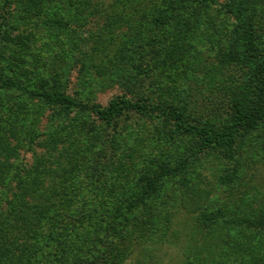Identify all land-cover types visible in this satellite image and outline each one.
I'll list each match as a JSON object with an SVG mask.
<instances>
[{"label":"rangeland","instance_id":"obj_1","mask_svg":"<svg viewBox=\"0 0 264 264\" xmlns=\"http://www.w3.org/2000/svg\"><path fill=\"white\" fill-rule=\"evenodd\" d=\"M14 1L0 0V12L19 14L21 6ZM101 1L106 4L114 2H94L99 4ZM249 2L251 12L264 27V0ZM49 9L50 6L46 11ZM232 10H236L235 0H214L207 21L201 16L195 20L196 23L190 24L188 19L187 25L182 23L177 27L170 26V70L165 71L163 77L158 71L153 76V79L162 78V88L160 86L157 89L159 93H170V99L175 102L182 101L189 94V106L206 117L223 111V95L221 90L214 88L212 82L220 51L217 45L218 32L222 28L231 31L236 21ZM112 15L109 12L93 15L81 27L72 22L66 28L59 25L46 26L44 19L35 14L28 20L15 21L8 25L9 34L16 38L29 37L31 48L25 62L15 63L22 64L21 66L17 69L10 66L17 71L20 69L18 73L23 74L22 80L25 84L38 86V78L42 74L47 77L49 84L62 86L76 99L104 107L116 94L126 90L125 79L116 80L112 67H106L107 57L104 60H101L102 56L87 57L84 55L85 51L94 44V39L98 43L118 40L115 47H124L126 52L140 48L142 43L139 29L138 33L129 34L130 27L125 23H115ZM36 24L38 27H35ZM122 36L127 40L126 43H123ZM15 48L20 49L13 44L5 56L13 53ZM142 51L146 53L145 50ZM136 54L140 64L139 54ZM109 55L112 56V53ZM134 59L126 57L123 60L127 62V72H136L137 77H140L138 69L132 65ZM111 60L109 58L110 62ZM15 93L14 98L28 105L29 113L33 114L32 117L40 129H44L47 121L50 122L53 117L63 124H75L72 134L63 139L62 148L58 147L55 151L60 159L57 165L61 166L56 181L64 180L63 185L67 186L72 197L70 210L58 217L60 225L69 224L74 231L79 228L88 232L85 230L88 225L84 226L79 218L83 216L87 224L86 220H90L93 214L99 217L98 220L102 215L107 217L105 210H115L123 199L130 198L128 200L136 202L135 199L142 196L141 192L151 186H148V182L153 185L160 172L166 175L170 170L169 177L166 175L155 186L157 190L150 197H145V204L138 201L133 210L128 209L132 212L129 215L130 222L127 227L124 226L125 230L122 229V232L134 227L135 222L137 225L144 223L131 235L129 244L122 247L121 251L130 249L129 257L123 264H183L188 256L194 259L199 252L212 255L218 248L223 247L224 241L211 246L206 243V239L210 242L209 238L204 239L207 229L204 227L200 231L199 225H195L208 216L216 225L222 224L226 219L231 225L238 220L236 214L241 218L252 217L257 223L262 221L264 126L246 134L242 150L235 152L234 158L224 159L219 152L200 151L194 140L173 136L163 122L155 117H140L129 113L108 123L92 114H85L83 118L80 117L79 123L76 112L69 117L63 115L60 118L57 108L43 106L26 95ZM43 139L39 137L31 145L32 148L22 149L16 165L28 168L35 162L36 154L44 152L49 155L50 148L46 147ZM233 173L237 176L236 179L241 178V182H234L235 185L229 180L230 176L234 177ZM200 193L205 196L201 197ZM194 198L198 201L194 202ZM228 200L231 210L224 215L220 214V205L228 203ZM99 206L104 209L95 211V207ZM128 210L125 208L123 212ZM116 215L121 217L120 212ZM147 219L150 220L149 224ZM148 227L153 232L146 233ZM65 232L62 233L59 244H67L73 239L74 250L79 251L75 255L76 261H70V258L62 263L61 255L58 262L56 256L44 251L46 255L37 258L36 264H79L83 262L84 253L93 251H97L95 256L99 260L105 261L107 239H96L95 235L86 233L76 236L68 230ZM233 236L236 242L231 243L229 248L234 251L233 258L238 260L235 264H264V226L239 225ZM239 237L243 239L241 242H237ZM96 240L97 244H94ZM245 246H248L245 248L246 253L242 251ZM69 253L70 251H66L64 255L68 257ZM25 258L21 264H25Z\"/></svg>","mask_w":264,"mask_h":264},{"label":"trees","instance_id":"obj_2","mask_svg":"<svg viewBox=\"0 0 264 264\" xmlns=\"http://www.w3.org/2000/svg\"><path fill=\"white\" fill-rule=\"evenodd\" d=\"M94 1L15 0L14 3L21 6L19 14L0 12V264H21L25 257V264H36L37 258L46 253L56 256V259L63 255L62 263L70 258V261H76L75 255L79 254V251L77 253L74 250V240L59 244L66 230L76 236L86 233L95 235L96 239H107L105 261L99 260L95 256L97 251H93L84 253L86 260L83 258V262L79 264L85 261L86 264H123L129 257L130 249L121 251L122 247L129 244L131 235L144 223L141 221L142 223L137 225L135 222L134 227L122 232L124 226L127 227L130 222V210H133L138 201L145 204V197H150L157 190L155 186L171 173L170 170L166 175L160 172L157 182L153 185L148 182V186H151L141 192L142 196L135 199L136 202L128 200L130 198L123 199L115 210H105L107 217L102 215L98 220L99 217L93 214L90 220H86L87 224L83 216L79 218L84 226L88 225L84 228L88 232L79 228L74 231L69 224L60 225L58 217L70 210L72 197L67 186L63 185L64 180L56 181L61 166L57 165L60 159L55 151L58 147L62 148L63 139L72 134L75 124H63L53 117L50 122L47 121L44 129H40L32 117L33 114L29 113L28 105L14 98L15 92L20 93V96L26 95L43 106L57 108L60 118L63 115L69 117L76 112L77 122L85 114H92L108 123L129 113L140 117H155L163 122L173 136L194 140L200 151H216L221 153L224 159L234 158L235 152L242 150L246 134L264 126V27L251 12L249 0H235L236 10L232 11L236 21L231 31L222 28L218 32L217 45L220 51L214 66L216 75L212 83L214 88L221 90L224 103L223 111L212 117H206L191 108L188 102L189 94L182 101L175 102L170 99V93H159L157 89H160L162 78L153 79V76L158 71L163 77L165 71L170 70V26L177 27L182 23L187 25L189 21L190 24L196 23L195 20L201 16L207 21L214 0H114L113 4L102 1L98 4ZM48 5L50 9L46 11ZM105 12L113 14L112 20L115 23L127 24L130 27L129 34L138 33L139 29V36H142L139 51L130 49L126 52L124 47H115L118 40H104L98 43L97 39H94V44L84 53L91 58L102 56L101 60L107 57L106 67H112L116 80L125 79L127 88L124 92L116 94L102 107L76 99L62 86L49 84L47 77L42 74L38 78V86L25 84L22 80L23 74L18 73L20 69L16 70L22 64L15 63L25 62L24 59L30 52L31 39L12 37L8 32L9 24L28 20L35 14L44 19L46 26L59 25L66 28L70 23L76 22L81 27L93 15ZM36 26L38 27L37 24ZM122 37L123 43H126L127 40ZM13 44L20 49L15 48L13 53L5 56ZM109 53H112V56H108ZM136 53L139 54L140 64L135 57ZM126 57L135 58L132 65L138 69L140 77H137L136 72H127V62L123 60ZM109 58H112L111 62ZM39 137L44 138L46 147L50 148V154H36L35 162L28 168L16 165L22 149L32 148L31 145ZM232 175L234 177L230 176V182H241V178L236 179L235 173ZM198 182L199 179L197 184ZM199 195L205 196L204 193ZM195 201L198 200L194 198ZM228 201L220 205V214L224 215L231 210L230 200ZM182 202L185 205L183 200ZM231 203L235 204L232 201ZM95 208V211L104 209L103 206ZM125 208L130 210L124 213ZM115 211L116 214L120 212L121 217H118ZM236 215L238 220L231 225L227 219L216 225L209 216L200 220L201 222H196L195 225H199L200 231L204 230V227L207 229L204 239L209 238L210 242L206 239V243L213 246L223 240L224 245L212 255L199 252L194 259L188 256L183 264H204V261L205 264H235L238 260L233 258L234 251L230 250L229 245L236 240L233 233H236L238 226H264V215L259 223L252 217L243 215L244 218H241L239 214ZM147 221L149 224L150 220ZM145 232H153V229L148 227ZM242 240L239 237L237 242ZM94 244H97V240ZM248 246L242 248L244 253ZM68 250L70 253L67 257L64 254L69 252Z\"/></svg>","mask_w":264,"mask_h":264}]
</instances>
